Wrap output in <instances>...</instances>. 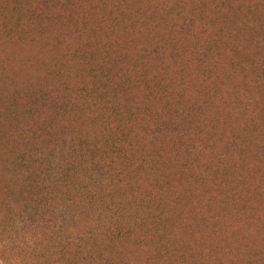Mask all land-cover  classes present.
<instances>
[{"label":"rangeland","instance_id":"rangeland-1","mask_svg":"<svg viewBox=\"0 0 264 264\" xmlns=\"http://www.w3.org/2000/svg\"><path fill=\"white\" fill-rule=\"evenodd\" d=\"M84 166L125 178L82 264H264V0H0V241L34 180Z\"/></svg>","mask_w":264,"mask_h":264},{"label":"trees","instance_id":"trees-1","mask_svg":"<svg viewBox=\"0 0 264 264\" xmlns=\"http://www.w3.org/2000/svg\"><path fill=\"white\" fill-rule=\"evenodd\" d=\"M113 154L115 151L113 150ZM112 161H109L111 163ZM85 174L81 177V179L87 178L84 182L81 181L77 185L71 181L72 179H66L63 176V172L61 169L53 172L51 169L47 171V175L51 178L47 181L37 178L32 182L31 191L29 192V203L24 206L23 212L19 214L18 224L20 228L14 232L16 235V240L13 241V236L9 239L1 240L0 242L9 243L4 246L12 245L17 250L29 252L31 259H27L23 255H20L21 264H41L38 261L43 260L52 264H63L62 262L66 260V258L77 259L78 264H82L79 260V257L82 255L90 256L91 247L95 246L94 243L88 244L86 242V238L88 235L95 236L101 238V234L98 233L99 226L106 232L108 224L107 218L109 216L108 213L112 214L113 211L108 213L106 210L103 211L101 219L99 222H95L94 228L90 230L80 229L79 220H82V217H90V211L94 208L98 209L99 204L109 203L108 199H113L116 195L115 189L120 185L125 178V170H118L116 176H109L107 174H103L98 179L94 178L92 175L91 168H83ZM132 178L128 179L125 185H129ZM77 187V190L74 189L79 198L78 201L75 202L73 197L63 199V210H59V218L56 217V200L62 197L61 189L64 187L71 188ZM60 196L57 198V194ZM45 200L50 202V206L48 208L40 209V201ZM75 204H79L82 210L79 212V215L83 214V209L86 210L84 212V216L74 217L71 223H66L65 215L76 212L77 208ZM118 205V204H117ZM115 204L113 205L112 210L115 208ZM75 207V209H73ZM6 229L4 226L0 225V233H5ZM0 234V235H1ZM49 234H54L55 238L59 240V243L56 247L50 249L47 245L42 246L41 243L43 241H47L46 237ZM73 234L74 236L70 235ZM81 235L85 236L84 239L77 238L75 236ZM17 242V244H15ZM43 250H46L43 253ZM33 254V255H32ZM30 258V257H29ZM64 264H71L66 262ZM73 264V263H72Z\"/></svg>","mask_w":264,"mask_h":264}]
</instances>
